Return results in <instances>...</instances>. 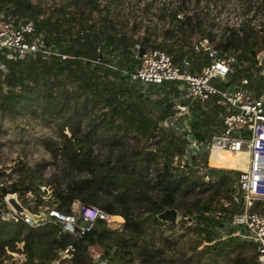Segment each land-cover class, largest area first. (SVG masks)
Returning a JSON list of instances; mask_svg holds the SVG:
<instances>
[{
	"label": "trees",
	"instance_id": "obj_1",
	"mask_svg": "<svg viewBox=\"0 0 264 264\" xmlns=\"http://www.w3.org/2000/svg\"><path fill=\"white\" fill-rule=\"evenodd\" d=\"M5 2L13 8L4 7ZM72 3L76 7L74 15H78V23L71 34L67 33L62 21L51 22L50 17L36 20L43 46L27 60L6 61L7 74L0 78V114L9 119L26 114L33 117L56 113L75 116L78 111H85L93 104L99 113L90 123V132L102 125H111L126 132L135 130L138 140L158 138L157 142H165L162 164L156 169L153 182L143 185L140 194L145 207L143 211L139 215L121 214L124 222L118 228H110L106 221L97 220L88 232L78 238L64 233L58 224L52 222L30 227L22 221H0V264H4L9 257L7 250L21 252L25 256L22 264H50L54 250L65 249L69 245L73 251L67 264H99L95 261L96 254L105 264H219L220 261L222 264H256L257 254L249 250L252 245L248 241L237 237L215 240L211 226L216 220L204 215L212 209L214 198L222 190H231L229 173L213 169L215 180L206 183L173 171L171 155L181 151L185 140L172 137L171 132L166 135L161 132L160 136L157 132L158 122L171 111L167 106L171 99L159 94L164 84L144 89L140 83L131 81L130 76L139 62L132 50L135 40L126 32L117 30L108 15L110 9L107 2L101 6L97 0H72ZM66 5L56 10L64 13ZM3 8L23 16L30 12L29 16L33 19L39 12L34 11L37 7L30 0H0V10ZM94 11L106 13L101 16L102 24L98 28L91 22ZM191 20L190 16H186L178 25V29L187 36L195 27L202 29L203 24L198 19L195 24ZM167 32L175 35V29ZM250 37L247 32L240 39L232 31L219 47L248 49L252 59L255 54L252 46L256 42ZM143 45L164 47L151 39L150 34L143 38L142 48ZM183 55H174L173 59L179 61ZM199 122L193 120L192 124L200 125ZM56 134V137L42 140L50 161L10 168L11 173L17 172L18 177L0 188V196L7 193L24 196L32 192L36 198H33L32 206L27 207L32 213L38 212L44 205L71 213L73 203L80 198L73 180L58 181L49 194L50 202L40 194V187L45 186L42 174L46 167L52 164L54 168L66 171L77 163L79 148L76 131L72 130L71 135L63 131H56ZM196 136L202 138L199 134ZM140 154L143 160H148L153 152L140 148L135 155ZM4 174L1 170L0 177ZM196 187L207 195L205 199L187 198ZM80 200L84 204L93 203L89 197ZM101 208L109 215L116 213L108 203ZM169 208L178 210L181 215L194 214L196 222L200 220L199 226H181L186 233L174 234V224L158 218V214ZM162 225L172 230L170 236H164L163 231L158 230ZM203 231L206 234L202 235ZM19 243H22L20 248Z\"/></svg>",
	"mask_w": 264,
	"mask_h": 264
},
{
	"label": "built area",
	"instance_id": "obj_2",
	"mask_svg": "<svg viewBox=\"0 0 264 264\" xmlns=\"http://www.w3.org/2000/svg\"><path fill=\"white\" fill-rule=\"evenodd\" d=\"M154 1L142 0L139 3L145 14L153 13V10L159 11L160 20L156 15L150 16V19L157 20L156 25H153L157 29L151 31L149 24L146 25L147 21L143 19V23L133 31L131 28L135 24L130 22L131 34L126 32L135 40L132 50L139 60L130 79L140 83L144 89L149 84L158 86L164 82L172 83V87L177 89L176 94L170 93L175 107L173 112L170 111L160 120L157 127L158 133L168 130L175 137L185 140L181 144V151L171 155L172 169L189 178L193 174L206 183L214 182L215 175L212 170L215 168L236 172L229 175L232 190L229 201L220 199L218 206L213 202L212 209L204 215L216 220L211 226L215 240L237 237L248 241L257 254L256 264H264V38L257 41L256 48L252 46L255 50L252 59L249 58L248 49L219 47L232 31L240 39L247 32L254 40L260 37L259 32L264 36V27L261 30L257 24L262 18L256 16L258 10L262 9L264 12V0H240L244 12L238 15L234 26L226 25L219 31L214 28V18H207L216 4L214 2L212 6L203 3V0H172L170 3ZM148 6L153 9H148ZM173 14L174 17H171ZM186 16L191 17L193 24L197 19L203 24L202 29L195 27L189 35V45L181 43L184 49H192L189 58L196 53L207 59V63L198 72L189 69L188 55L177 62L166 50L152 45H143V53L139 55L142 40L148 34L158 42L169 41L166 32L175 29L173 38L181 37L182 30L178 29V25ZM36 20L38 19L30 16L18 15L7 8L0 10V70L4 74L7 72L6 61L27 60L34 57L43 46L42 34L37 31ZM158 29L163 31L162 35L157 34ZM213 101L219 107L216 117L222 122V127L199 138L196 134L200 130L189 119L191 111L188 103H201L204 108L205 103L213 105ZM189 135H193V139L190 140ZM219 151L241 152L245 155L237 160L236 167L213 166L210 160ZM241 164H244V168H240ZM4 177L6 178L0 177V188L7 186L17 176ZM24 197L32 206L34 200L31 192H27ZM230 209L233 211L230 212ZM33 214H45V218L35 221L31 216L16 211L7 202L6 195L0 196V221H22L30 227L52 222L58 224L64 233L78 238L88 232L97 220L107 221L110 216L100 207L84 203L72 209L69 214L47 205ZM179 214L187 226L196 222L194 214ZM72 251L71 245L65 249H55L50 264H67ZM7 252L13 253L8 250ZM95 258L99 264H105L99 254Z\"/></svg>",
	"mask_w": 264,
	"mask_h": 264
},
{
	"label": "rangeland",
	"instance_id": "obj_3",
	"mask_svg": "<svg viewBox=\"0 0 264 264\" xmlns=\"http://www.w3.org/2000/svg\"><path fill=\"white\" fill-rule=\"evenodd\" d=\"M97 1L100 6L107 2L108 8L110 9L108 15L111 17L117 30L121 32H129L131 34V31H129L131 28L130 22H133V25L139 26L143 23V19L147 21L146 25L149 24L151 31L154 29L156 30L157 28H154L153 25L157 20L152 17L156 15L159 20L161 19L158 10H153V13L148 14L142 12L139 3L142 0ZM171 1L172 0H155L154 2L170 3ZM188 1L189 0H187V2ZM30 2L37 7L34 8V11H39L37 17H35L36 19L44 20L50 17L51 22L62 21L63 27L67 28V33L69 34L76 29L78 15H74L76 7L72 3V0H30ZM213 2L216 4L207 18H214V28L216 31L223 30L226 25L234 26L239 18L238 15L244 12L243 3L240 2V0H203V3H207L208 5L211 4L212 6ZM4 4V7L10 6V3L5 2ZM63 5H66L64 13L56 10ZM10 8H13V6H10ZM147 8L153 9L152 6H148ZM29 13H26V16L29 17ZM104 14H106L104 11L100 13L94 11L91 14V22L94 23L96 28L102 24L101 16ZM72 16L74 18H72ZM150 16H152V19H150ZM256 16L262 18V20L257 21V24L262 30V27H264L263 10H258ZM170 20L176 24L172 18ZM133 29L135 30L136 28L133 27ZM162 32L163 31L158 29L157 34L162 35ZM168 34L169 32H167L166 35ZM180 35L181 37H178V39L169 38L167 42L170 44L169 46L165 44L166 47L171 48V51L167 52L172 56H178L182 53V44H190V36L188 37L183 31H181ZM168 36L173 37L174 35L169 34ZM259 36L257 40L255 38L256 43L253 45L254 48H256L258 42L264 38L261 32H259ZM190 51H192V49H190ZM203 62L204 61H201V63ZM205 63L206 62H204V64ZM6 74L0 70L1 79H3ZM254 82H257V80H254ZM162 84L161 85L164 87L161 88L159 94L162 97L166 95V98L170 100L167 94L171 92L176 94L177 89L172 87V83L164 82ZM151 85L153 86V84H149L148 87ZM188 105L191 111L189 119L191 121H200L199 124L202 125V129L209 130L210 132L214 124L213 118H216L215 113L207 114L213 111L211 103H205L204 108H202L201 103H188ZM174 108L173 106L171 111ZM151 109L155 111L154 107H151ZM97 113H99V110L92 104L87 110L82 112L78 111L75 116L56 113L33 117L32 115L26 114L9 119V117L0 114V171L2 170L5 173L1 177L3 179L6 178L4 177L6 175L9 177H18L17 172L11 173L10 168L17 169L23 164L34 166L37 162L50 161L49 154L42 145V140L47 137H56V131H63L67 135H71L72 130L76 131L75 138L78 140L77 146L79 148L77 163L73 166H69L66 171L54 168L52 164L46 167L42 174L43 179H45L43 183L45 186L40 187V194L44 195V200L50 202L49 193L58 181L73 180L76 182V190L79 192L80 198L73 203L72 209H76L80 204H83L80 200L82 197H89L93 202L91 204L100 208L108 203L115 209L116 213L108 217L106 224L110 228H118L124 222V217L121 214L139 215L145 208L144 202L142 203L140 200V194L144 189V184H151L153 182L154 173L162 164L164 156L162 146L165 142H157L158 138L151 140L142 138L138 140L135 130L126 132L122 128L111 125H102L95 131L90 132V123ZM195 127H197V125H195ZM221 127L222 122L217 120V129L220 130ZM161 132L165 135L166 133L169 134L168 130ZM160 133H158L159 136ZM171 135L174 137L173 134ZM140 148H143V150H152L153 154L148 160H143L142 154L135 155L136 150ZM228 158L232 160L236 159L234 155H228L227 159ZM216 164L215 166L217 167H232L228 162H217ZM218 169L228 172L229 175H233L232 171L226 168H215L214 170ZM195 178L196 176L190 174L191 180ZM231 191L232 190L227 192L222 190L220 195L214 198L213 202L217 205L220 199L229 201ZM31 194L34 198L35 194L32 192ZM206 196L205 193L200 192V188L196 187L187 198L189 200L195 198L205 199ZM24 198V196L18 195V199L21 200L22 205L26 207L30 206ZM232 211L233 210L230 209V212ZM177 213V219L173 223L174 234L176 235L184 231L181 226H187V224L183 223L180 219L179 213L181 212L177 210ZM193 224L199 226L200 220L191 225ZM158 230L163 231L164 236H170L172 231L169 230L166 225L160 226ZM184 232L186 233V231ZM204 234H206L205 231H203L202 235ZM21 246L22 243H19L18 247L20 248ZM249 250L255 252L252 246ZM6 255L9 257H6L3 262L4 264H22L25 257L21 252H13L11 254L6 252ZM219 264H222V261H220Z\"/></svg>",
	"mask_w": 264,
	"mask_h": 264
},
{
	"label": "water",
	"instance_id": "obj_4",
	"mask_svg": "<svg viewBox=\"0 0 264 264\" xmlns=\"http://www.w3.org/2000/svg\"><path fill=\"white\" fill-rule=\"evenodd\" d=\"M142 53H143V48H141L139 55H141ZM167 106L172 109L174 103L172 101H169L167 103ZM189 139L190 140L193 139V135H189ZM6 200L16 211L31 216L35 221L45 218V214H33L30 212L29 209L25 208L18 200V196L16 193H7ZM176 217H177V210L174 208L165 209L160 214H158V218L160 220L171 223H174L176 221Z\"/></svg>",
	"mask_w": 264,
	"mask_h": 264
},
{
	"label": "crops",
	"instance_id": "obj_5",
	"mask_svg": "<svg viewBox=\"0 0 264 264\" xmlns=\"http://www.w3.org/2000/svg\"><path fill=\"white\" fill-rule=\"evenodd\" d=\"M173 35V34H172ZM168 36V35H167ZM169 37V36H168ZM169 38H173V37H169ZM168 39V38H167ZM155 42H157V43H161L162 44V46L164 45L165 46V44H167L168 46L170 45V44H168L167 42L168 41H165V40H163V41H160V42H158V41H156L155 40ZM160 48V47H159ZM165 49H170L171 50V48L170 47H164ZM163 48V49H164ZM164 49V50H165ZM192 53V51H190V48L189 49H184V48H182V54H184L183 55V57L186 55H188L189 56V54H191ZM181 54V53H180ZM173 57V56H172ZM182 57V58H183ZM182 60V59H181ZM181 60H179V61H177V62H180ZM201 61H204V62H206L207 63V59L202 55V54H196V53H193L192 55H190V58H188V62H189V69L191 70V71H195V72H198L200 69H201V67L203 66V64H204V62L203 63H201ZM205 63V64H206ZM204 64V65H205ZM169 97H170V99H171V96H170V94L168 95ZM214 98V97H213ZM173 99V98H172ZM174 103V102H173ZM213 111H210V112H208L207 114L209 115V114H214L215 113V115H216V111L218 110V106H217V104L213 101ZM217 117L214 119L213 118V121H214V124H213V126H212V130L211 131H216V130H218L217 129ZM195 122V121H194ZM194 127H195V125H194ZM198 127H200V128H198ZM197 129H199L200 130V132L198 133L199 135L202 133V135L201 136H204V135H207V134H209L210 132H209V130H206V129H202V125H197V127H196Z\"/></svg>",
	"mask_w": 264,
	"mask_h": 264
},
{
	"label": "bare ground",
	"instance_id": "obj_6",
	"mask_svg": "<svg viewBox=\"0 0 264 264\" xmlns=\"http://www.w3.org/2000/svg\"><path fill=\"white\" fill-rule=\"evenodd\" d=\"M228 155H234L236 157L235 160L232 159H227ZM244 153L237 152V153H232L229 151H219L217 152L214 157L210 160V164H213V166L217 165L216 163H230L232 167H236L237 160L240 158H244ZM240 168H244V164L240 165Z\"/></svg>",
	"mask_w": 264,
	"mask_h": 264
}]
</instances>
